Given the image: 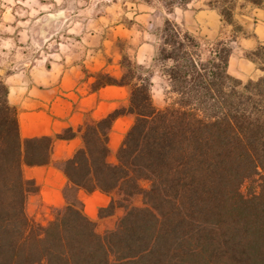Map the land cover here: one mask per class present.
I'll use <instances>...</instances> for the list:
<instances>
[{"label": "trees", "instance_id": "trees-1", "mask_svg": "<svg viewBox=\"0 0 264 264\" xmlns=\"http://www.w3.org/2000/svg\"><path fill=\"white\" fill-rule=\"evenodd\" d=\"M239 2L264 8V0H217L236 30ZM161 40L154 61L163 64L172 101L157 107L152 72L123 55V75L98 72L92 89L127 87L128 107L86 121L81 147L62 161L52 160L54 140L77 132L22 139L0 79V264H264V44L246 55L263 75L243 83L228 73L227 43L203 58L196 37L170 20ZM125 114L134 122L110 163V132ZM49 164L67 179L65 204L42 224L27 212L39 188L23 168ZM81 190L109 196L99 218L126 209L115 229L97 232ZM138 195L143 207L132 204Z\"/></svg>", "mask_w": 264, "mask_h": 264}, {"label": "rangeland", "instance_id": "rangeland-1", "mask_svg": "<svg viewBox=\"0 0 264 264\" xmlns=\"http://www.w3.org/2000/svg\"><path fill=\"white\" fill-rule=\"evenodd\" d=\"M208 5L215 8L217 0H0V72H21L59 55L77 52L85 56V48L77 42L83 38H95L97 50L106 49L107 54L120 61L126 55L136 62V53L142 45L146 44L140 51L142 56L147 57L151 49L156 54L162 44L164 22L170 20L196 37L203 58L216 43H227L232 49L228 73L234 78L243 83L260 78L263 72L246 55L264 42L256 47L249 42L250 32L243 30L242 16L247 9L238 5L234 11L235 24L242 30L226 22L213 28V19L206 13L197 17L201 10H208ZM151 67L157 75L152 98L162 108L174 95L167 76L164 77L163 64L155 62ZM114 160L115 155L109 154L108 161ZM142 186L146 188L148 183L142 182ZM247 188L245 184L242 191L246 193ZM132 204L143 207L142 196H136ZM49 211L52 219L53 208ZM125 213V208H118L111 217L99 218L98 213L94 218L88 216L95 222L97 232L103 234L115 229ZM29 216L42 224L51 220Z\"/></svg>", "mask_w": 264, "mask_h": 264}, {"label": "crops", "instance_id": "crops-1", "mask_svg": "<svg viewBox=\"0 0 264 264\" xmlns=\"http://www.w3.org/2000/svg\"><path fill=\"white\" fill-rule=\"evenodd\" d=\"M238 5L248 11L242 15L245 18L243 30L250 32L248 40L256 47L264 42V8H256L243 2ZM202 13L213 19V28H218L219 24L224 22L219 11L213 6L208 5V10H201L197 17ZM77 42L85 48V56H79L77 52L59 55L55 60L40 62L21 72H0V79L9 89L8 102L17 112L22 139L55 138L68 128L77 132L73 139L54 140L53 161L69 159L81 147L78 129L86 121L105 118L114 110L127 108L129 103L127 87L105 86L99 90L92 89L94 74L97 72H105L115 78L123 75L124 69L120 59L107 54L106 49L97 50L95 38H83ZM144 46L146 44L138 48L134 59L152 72L155 53L149 49L151 53L147 57L142 56L140 51ZM156 77V73L152 72V88L155 86ZM236 77L240 78L239 74H236ZM133 122L134 117L130 114L121 115L114 121L109 141L110 154L115 155L112 163H116V152ZM23 171L26 178L33 179L39 188L37 193L28 196L29 215L37 220L51 219L49 208H61L65 204L62 196V188L67 182L65 175L52 164L24 166ZM79 198L84 203L85 213L91 218L97 215L99 208L106 207L110 201L109 196L99 191L86 193L81 190Z\"/></svg>", "mask_w": 264, "mask_h": 264}]
</instances>
